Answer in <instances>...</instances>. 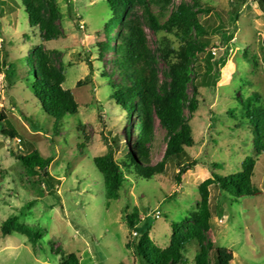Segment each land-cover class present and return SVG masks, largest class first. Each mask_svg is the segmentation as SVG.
I'll list each match as a JSON object with an SVG mask.
<instances>
[{"label": "rangeland", "instance_id": "obj_1", "mask_svg": "<svg viewBox=\"0 0 264 264\" xmlns=\"http://www.w3.org/2000/svg\"><path fill=\"white\" fill-rule=\"evenodd\" d=\"M54 1L61 14L57 24L62 37L43 43L39 29L30 27L19 2L0 0V8L4 4L13 8L10 14H0V113L22 140H10L0 125V264H61L62 254L68 253H75L80 264H139L126 246L135 236L127 228L126 214L136 209L141 219L148 217L152 222L150 238L166 248L171 238L170 223H180L189 210L197 208L199 186L213 173L227 177L240 172L245 159L255 155L247 122L264 116V10L253 0L234 7L233 0H201L211 8L199 15L208 30L205 39L210 46L199 56L196 68L204 73L208 59L212 66L208 80L214 78L216 84L206 86L199 77L195 96L198 107L194 112H184L194 137L193 147L187 149V169L180 182L176 180L179 170L170 162L151 180L131 176L119 200L109 202L94 161L108 156V144L113 139L119 145L114 150L115 159L132 151L134 137L127 138L126 131L131 130L134 118L129 120L111 100L110 80L103 76L104 71H111L114 57L110 52L100 58L99 44L106 41L107 0ZM146 33L152 49L164 37L179 46L171 35L155 34L147 27ZM41 45L65 71L64 88L72 92L79 106L78 114L67 118L57 134L53 120L23 81L22 61L30 53L28 47ZM245 55L255 57L258 65ZM10 65L16 66L17 74H10ZM158 69L162 76L164 62L159 61ZM112 80L118 82L119 76ZM187 93L192 96L191 85ZM252 94L260 100L247 109L245 100ZM32 122L41 131L33 130ZM23 140L44 158L53 159L48 171L60 180L55 196L41 197L12 156L11 152L23 150ZM166 147V132L157 122L150 147L154 165L163 159ZM257 159L253 184L260 192L256 196L233 202L218 186L209 188L213 220L208 239L214 249L233 252V264H264V153ZM31 201L36 202L23 209ZM218 209H223V216H217ZM11 215L40 227L43 239L33 246L18 233L3 237L1 224ZM197 249L198 245L191 243L185 257L193 259Z\"/></svg>", "mask_w": 264, "mask_h": 264}, {"label": "trees", "instance_id": "obj_2", "mask_svg": "<svg viewBox=\"0 0 264 264\" xmlns=\"http://www.w3.org/2000/svg\"><path fill=\"white\" fill-rule=\"evenodd\" d=\"M12 1L20 4L28 17L30 27L39 29L43 43L62 37L57 24L61 14L54 0ZM233 1V7L246 3V0ZM253 1H257L264 10V0ZM4 5L0 8L1 15L13 12L11 6ZM106 5V41L99 44L100 58L110 52L114 57L110 60L111 71H104L103 76L110 80L113 90L111 100L129 120L134 118L131 130L126 131L127 138L134 137L132 151L120 160L115 159L114 152L119 145L118 140L113 139L108 144V156L94 161L96 169L103 176L105 197L110 202L119 200L120 191L129 177L151 180L155 175L161 174L169 162L178 168L176 180L181 181V175L185 173L186 163L189 161L187 149L194 145L192 130L184 119V112L186 109L194 112L198 107L195 97L198 89L196 80L203 77L205 85L213 87L216 80H208L212 73L208 59L204 73L196 68L199 56L207 53L210 46V42L205 39L208 30L202 26L199 15L208 13L211 8L201 0H183L179 4H175L174 0H107ZM232 17L234 21L236 17ZM146 27L155 34L173 36L179 46L175 47L164 37L152 49ZM28 49L30 53L22 61L25 68L23 81L42 110L53 120V130L57 134L67 118L78 114V103L72 92L64 88L65 71L55 64L50 53L42 45L29 46ZM262 51L264 54V41ZM245 58L255 66L258 65L255 57L249 59L245 55ZM159 61L166 65L162 76L158 69ZM219 62L224 64V61ZM10 68V74H17L15 65H10ZM115 75L119 76L118 82L112 80ZM189 85L193 87L192 96L187 93ZM259 100L256 94L248 97L245 100L247 109L252 106L253 101L258 103ZM157 122L166 132L167 147L163 159L154 165L151 162L150 147L156 138ZM247 123L253 135L255 155L245 159L240 172L227 177L213 173L211 178L199 186L200 202L197 208L189 210L180 223H170L171 238L166 248L157 246L150 238L152 222L148 217L141 219L136 209L125 215L128 230L136 233L126 246L133 251L139 264H233V252L226 248L214 249L208 239L213 220L209 188L218 186L233 202L259 194L260 191L253 184V177L257 158L264 153V116ZM0 125L5 128L3 135L10 140L20 139L22 142L20 135L3 113H0ZM32 129L38 131L39 127L32 122ZM23 146L22 151L11 154L31 179V186L41 197L55 196L60 180L48 171L53 159L44 158L25 140ZM212 166L221 168L220 164ZM35 202H28L23 209L31 208ZM223 213V209H218L217 216L221 217ZM13 233L27 237L33 246L44 236L40 227L22 223L17 215L9 216L1 224L3 237ZM193 242L198 245L196 255L193 259H187L185 254ZM61 264H80V259L75 253L62 254Z\"/></svg>", "mask_w": 264, "mask_h": 264}, {"label": "built area", "instance_id": "obj_3", "mask_svg": "<svg viewBox=\"0 0 264 264\" xmlns=\"http://www.w3.org/2000/svg\"><path fill=\"white\" fill-rule=\"evenodd\" d=\"M135 235H136V233H135Z\"/></svg>", "mask_w": 264, "mask_h": 264}]
</instances>
